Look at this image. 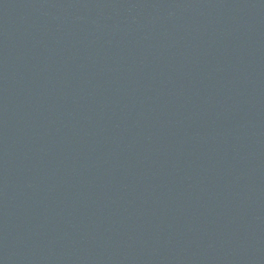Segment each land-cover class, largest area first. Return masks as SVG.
<instances>
[{
  "label": "water",
  "instance_id": "95a60500",
  "mask_svg": "<svg viewBox=\"0 0 264 264\" xmlns=\"http://www.w3.org/2000/svg\"><path fill=\"white\" fill-rule=\"evenodd\" d=\"M0 264H264V0H0Z\"/></svg>",
  "mask_w": 264,
  "mask_h": 264
}]
</instances>
